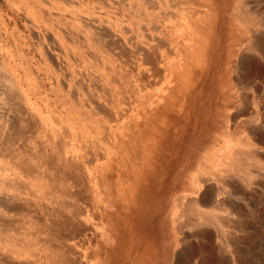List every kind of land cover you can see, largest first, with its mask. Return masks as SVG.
<instances>
[{"label": "rangeland", "instance_id": "obj_1", "mask_svg": "<svg viewBox=\"0 0 264 264\" xmlns=\"http://www.w3.org/2000/svg\"><path fill=\"white\" fill-rule=\"evenodd\" d=\"M225 1L227 13L240 14L243 0ZM247 1L263 14L264 0ZM200 7V0H0V264H264V57L249 48L251 32L243 26L234 34L221 23L215 29L210 73L201 93L188 97L186 121L179 124L184 135L170 144L168 165L136 214L137 233L120 231L135 215L115 221L109 236L95 212L116 206L86 166L112 151L113 133L126 138L115 116L127 119L147 98L171 104L167 93L157 97L165 69L179 67L175 47L190 56L176 24L185 23L184 8ZM231 37L234 54L224 67ZM242 52L250 60L245 69L238 62ZM153 55L164 62L147 63ZM221 68L227 79L220 88ZM242 133L258 156L247 170L216 166L203 173L207 154L224 156L229 140ZM62 139L75 143L76 160L54 154ZM195 176L203 181L198 189L191 188ZM47 180L72 196L61 203L44 195ZM200 189L208 196L199 212L178 208ZM148 241L153 247L145 256Z\"/></svg>", "mask_w": 264, "mask_h": 264}, {"label": "bare ground", "instance_id": "obj_2", "mask_svg": "<svg viewBox=\"0 0 264 264\" xmlns=\"http://www.w3.org/2000/svg\"><path fill=\"white\" fill-rule=\"evenodd\" d=\"M200 1H201V7L197 10L195 9V11L184 8L183 15L185 16L183 18L186 21L185 23L181 22V23L176 24V28L180 32L181 37L183 38L185 47L190 51V56L188 59V56L185 57L183 52L179 50L180 48L178 49L174 46L175 47V52H174L175 57L174 58L176 59V61H178L179 67L178 69L177 68H166L165 69V75H163V78L165 80L163 84H161V86L159 87L158 89L159 95L157 96V97H160L162 93H167L168 96L170 97L171 104H169L168 102H164L163 99L160 100L159 98H147L146 100H144L145 108L142 110H139L137 108L135 113L129 116L127 119H123L121 121V117L115 116V120L118 122V124L123 123L125 125V129L127 131L125 134L126 138H124L121 135L119 130L116 133H113L112 139L114 140V142L110 148L112 149V151L109 153L108 151H106L103 154L95 155L94 158H95V161H97V163H95V167H93L92 165L86 166L88 174L92 177L93 182L97 184L100 191L104 193L105 196L112 199L113 202H115L116 211L114 212L105 211L103 209L95 211L97 214L100 215L103 221L106 224H108L109 226L108 231L110 232L109 236H111V234L112 235L114 234L113 230L114 228H116L114 225L115 221L117 224H122L125 221H129L127 219L128 216L135 215L133 217L134 221L130 222L131 224L128 222L123 223L120 228L121 229L120 231L125 232L123 231V229L127 228L131 231V233H134V232L137 233L138 228L141 227L139 226L140 225L139 224L138 225L139 227H137V229L135 228V223L138 222L136 214L141 210L143 206L146 205L145 201L149 200V197L152 194L151 191H153L155 187L158 185L157 183L162 174L161 172L168 165L166 163L165 155L169 151L170 144H173L174 142L176 143L180 139V137L184 135L182 134V130H181L182 127L181 125L179 126V124L181 120L186 121L185 119L186 115L183 116L184 114L183 112H185V108L188 105L187 103L188 97L189 96L195 97L196 95H199L201 93V90L199 89V84L202 82V80H204L206 75L210 73V69H211L210 62H212V55H213L212 45H213L215 29L218 27V24L221 23L225 29H229L230 34H234L235 33L234 29L235 27H238V26H243L247 28L248 31L250 30L252 40L249 44L250 46L249 48L253 49V51H256L257 53L259 52L264 57V12H262L263 14L260 16L258 14L260 9H255L253 6H249L247 0H243L241 2L242 11H240V14L239 12H234V13L230 12V14L227 13L229 11L228 2H226L225 0H200ZM188 16L190 18L192 17V21H190L189 23L187 20ZM88 26L89 24L87 25V27ZM261 29L262 31H259ZM232 38L233 37H231V41L224 44L225 46L223 45L225 47L224 53H222L224 57L223 58L220 57V58L222 60V64H224L223 65L224 67L226 66L225 64L228 62V60L230 61L231 57L234 54L235 48L233 47L232 42L235 43L236 39L235 38L232 39ZM217 41L218 40H216V42ZM159 57L156 55L146 56L145 61L147 63H158L159 61L164 62L163 57H161L160 59ZM239 57H240V61H238L240 62L239 66L240 68L245 69V67L249 65L250 60L244 55L243 52ZM258 60H260V57H258ZM259 64H261V61L259 62ZM222 68L219 69V74H218V84L220 88L222 86H225V82L227 79L226 71L224 72V69ZM245 81H247V83L249 84H254L253 83L254 81L248 80L247 74L245 76ZM172 83H173V86H172ZM254 88L256 90V85H254ZM94 109L97 110V108L95 107ZM255 109L257 110L256 106L254 110ZM50 128H53V127H50ZM48 132L50 134V137L54 139L59 137V133L57 132L56 129L54 130L48 129ZM242 135L243 137L238 136L236 138H231L229 140L230 144L224 156L218 157L208 152L209 154H207V156L204 158V162L201 166L202 172L203 173L210 172L216 166L223 167L227 172H235V171H242V170L246 171L247 168L249 167L248 160L257 159L258 156L256 155L255 152H252L250 150L251 149L250 148V145H251L250 138H248L243 133ZM55 146L57 150L54 154L57 157L59 158L69 157L72 160L77 159L78 150L75 147L76 146L75 143H73L72 141L62 139V141H57L55 143ZM47 159L50 160L48 156H47ZM61 178L66 179V180L70 179V177L65 174H62ZM202 182L203 181H201V179L198 176H195L190 181L191 188L193 186L196 189H198L203 184ZM50 184L51 183H49L47 180L44 186L42 187L41 191L44 193V195L46 194L47 196L54 197L61 203H63V200H65L67 196H72L70 193H67L65 189H59V188L57 189V188L52 187ZM207 194H208L207 191L203 193L202 189H200L199 194L195 196L194 200L192 199V195L188 197V200L180 199L181 201H180L178 208H180L181 210V207H182V210L184 209L185 213L187 214L190 213L191 215H192V211L199 212L196 210V208H198L201 204H203L204 201H207V196H208ZM74 204L75 203L71 201L72 207ZM180 210H178V212H180ZM115 212H118V213L115 214ZM120 214L122 215L119 218L118 216ZM76 215L78 214L76 213ZM143 218H140V220H143ZM213 218L214 216L212 215L211 219ZM57 220L59 221L60 219H57ZM37 221L38 220H36V222ZM41 221H43V219H41ZM42 227L43 226H41V228ZM176 228L177 227H175V230ZM52 229H53V226H52ZM54 236H56V234ZM48 241L50 240L48 239ZM151 242L152 241L150 242L148 241L146 245L142 246L143 247L142 250L140 249L142 255H145L146 252H148L153 247ZM99 243L101 244V242ZM45 244L46 245L49 244L47 243V240L45 241ZM100 247L101 248L98 251L99 256L104 255V252H105V248L102 244L100 245ZM52 250H55V249H52ZM18 252H19L18 250H15V253H18ZM65 256H63V258ZM54 257L55 256H53V258ZM101 258L104 259L105 257L101 256ZM55 264L57 263L55 262Z\"/></svg>", "mask_w": 264, "mask_h": 264}]
</instances>
